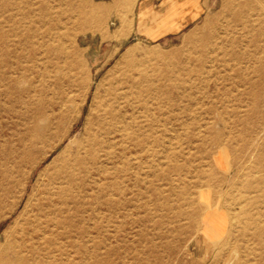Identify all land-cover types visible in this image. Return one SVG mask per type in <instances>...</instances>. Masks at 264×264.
Segmentation results:
<instances>
[{"label":"rangeland","instance_id":"obj_1","mask_svg":"<svg viewBox=\"0 0 264 264\" xmlns=\"http://www.w3.org/2000/svg\"><path fill=\"white\" fill-rule=\"evenodd\" d=\"M168 1L0 0V242L140 56L136 143L76 196L72 232L41 264H264V4L245 29L243 0ZM214 186L229 233L202 245L198 194Z\"/></svg>","mask_w":264,"mask_h":264},{"label":"bare ground","instance_id":"obj_2","mask_svg":"<svg viewBox=\"0 0 264 264\" xmlns=\"http://www.w3.org/2000/svg\"><path fill=\"white\" fill-rule=\"evenodd\" d=\"M257 4L263 6L264 0L232 3L235 7L232 17L235 21L241 20L246 29L251 14L244 17L242 12L256 11ZM95 12L92 8L90 13L94 15ZM140 62V56L124 57L117 75L111 78L99 97L94 121L85 127L80 139L67 144L51 169L42 173L44 183L40 191L29 198L14 225L3 235L0 264H41L52 258L54 242L67 238L75 225L77 212L71 215L69 211L72 204H77L76 196L91 188L105 172L107 164L121 154L126 145L136 143L128 120L136 110L145 108L151 95L146 71H142ZM67 133L58 136L49 151ZM46 154L32 164V170ZM16 206L17 203L14 208Z\"/></svg>","mask_w":264,"mask_h":264},{"label":"crops","instance_id":"obj_3","mask_svg":"<svg viewBox=\"0 0 264 264\" xmlns=\"http://www.w3.org/2000/svg\"><path fill=\"white\" fill-rule=\"evenodd\" d=\"M153 1V4H145L143 7L145 11L149 9L153 11L156 8L158 0ZM183 1L186 3L189 2V0ZM168 2L176 5L177 0H169ZM146 18L148 19L149 16ZM180 27H182V25ZM172 32H174V30L168 31L160 35V37L168 35ZM215 168L219 175L225 174L226 172L224 167L220 164L215 163ZM198 203L201 209L199 228L197 232L198 241L202 245H212L221 242L229 233L230 214L228 209L217 200L215 186L201 189L198 194Z\"/></svg>","mask_w":264,"mask_h":264}]
</instances>
